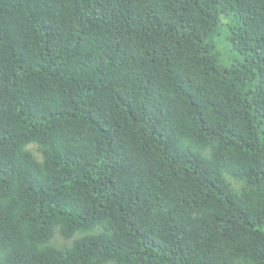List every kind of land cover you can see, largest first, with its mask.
I'll use <instances>...</instances> for the list:
<instances>
[{
  "label": "trees",
  "instance_id": "1",
  "mask_svg": "<svg viewBox=\"0 0 264 264\" xmlns=\"http://www.w3.org/2000/svg\"><path fill=\"white\" fill-rule=\"evenodd\" d=\"M107 263L264 264V0H0V264Z\"/></svg>",
  "mask_w": 264,
  "mask_h": 264
},
{
  "label": "rangeland",
  "instance_id": "2",
  "mask_svg": "<svg viewBox=\"0 0 264 264\" xmlns=\"http://www.w3.org/2000/svg\"><path fill=\"white\" fill-rule=\"evenodd\" d=\"M221 46H222L223 50L225 51V53H226V55H227V48H226L227 46H226V44H225V43H224V44L222 43ZM228 56H229V55H228ZM234 184H235L236 186H239V183H237L235 180H234ZM57 233H58V232L56 231V234H57ZM56 239H57V241L60 242V243L64 241V239H63L61 236H58ZM107 264H113V263H107Z\"/></svg>",
  "mask_w": 264,
  "mask_h": 264
}]
</instances>
